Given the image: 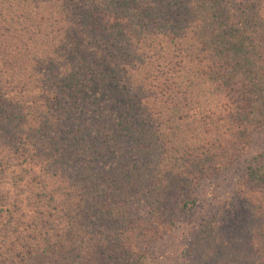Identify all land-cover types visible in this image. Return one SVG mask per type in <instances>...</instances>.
Masks as SVG:
<instances>
[{
  "label": "trees",
  "instance_id": "1",
  "mask_svg": "<svg viewBox=\"0 0 264 264\" xmlns=\"http://www.w3.org/2000/svg\"><path fill=\"white\" fill-rule=\"evenodd\" d=\"M264 0H0V264H264Z\"/></svg>",
  "mask_w": 264,
  "mask_h": 264
},
{
  "label": "rangeland",
  "instance_id": "2",
  "mask_svg": "<svg viewBox=\"0 0 264 264\" xmlns=\"http://www.w3.org/2000/svg\"><path fill=\"white\" fill-rule=\"evenodd\" d=\"M250 149L228 169L223 176L205 182L195 190L201 204L192 220L199 221L216 207L219 198L230 192L242 176L245 167L252 164L253 157L264 153V127L252 136ZM187 227L177 228L173 234L150 247V264H177L179 253L185 243Z\"/></svg>",
  "mask_w": 264,
  "mask_h": 264
}]
</instances>
